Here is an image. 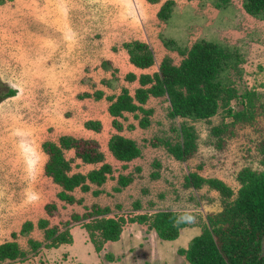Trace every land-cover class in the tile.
Returning <instances> with one entry per match:
<instances>
[{
	"label": "rangeland",
	"instance_id": "374dc122",
	"mask_svg": "<svg viewBox=\"0 0 264 264\" xmlns=\"http://www.w3.org/2000/svg\"><path fill=\"white\" fill-rule=\"evenodd\" d=\"M167 1L0 0V82L5 92L16 91L0 100V244L14 241L31 252L29 240L41 243L38 253L12 264H190L181 251L223 206L208 186L188 187L187 176L196 172L217 178L237 192L236 177L243 168L264 170V20L247 14L244 0H173L165 21L157 14ZM203 38L247 51L244 74L234 80L240 93L259 94L254 122L233 125L225 109L207 122L188 121L199 136L198 148L189 159L176 160L163 138L175 141L172 129L184 121L168 116L165 98L152 97L145 106L154 109L148 127L141 128L132 113L119 118L121 134L134 139L142 155L128 163L117 160L108 148L118 132L106 96L119 95L123 87L133 95L140 85L126 81V75H153L166 58L179 65L178 49ZM132 42L149 46L153 66L134 68L125 47ZM100 90L104 97L98 101L94 93ZM233 104L236 111L242 109L239 102ZM88 121L100 122L101 130L86 127ZM214 126L223 127L220 134L212 133ZM65 136L96 142L114 170L102 186L92 185L88 192L77 188L73 195L81 203L60 201V187L44 170V143ZM65 157L73 161L72 174L101 166L84 164L73 150L65 151ZM120 174L133 175V181L118 190ZM52 203L57 210L51 216L46 205ZM97 208H109L107 218L127 221L119 240L103 243L101 250L85 228L94 219L88 214ZM164 211L195 219L185 223L177 240L166 241L150 226L155 214ZM143 215L150 218L145 223L130 221ZM41 219L49 221V228L69 229L72 243L47 248L38 228ZM26 222L34 225L28 236L20 233Z\"/></svg>",
	"mask_w": 264,
	"mask_h": 264
},
{
	"label": "trees",
	"instance_id": "16d2710c",
	"mask_svg": "<svg viewBox=\"0 0 264 264\" xmlns=\"http://www.w3.org/2000/svg\"><path fill=\"white\" fill-rule=\"evenodd\" d=\"M173 6V0L165 2L157 14L158 18L168 21ZM216 7L222 9L218 3ZM243 8L250 16L264 20V0H244ZM125 47L130 62L135 67L148 69L154 65V56L145 43H127ZM178 52L183 58L179 65L166 58L162 61L159 71L153 75H126V81H137L140 85L133 95L128 88L123 87L119 95L106 96L110 102L108 112L113 118L112 125L118 132L110 137L108 148L117 160L128 163L142 155V149L137 142L121 134L124 127L119 118L125 119V113H132L139 120L141 128L148 127L154 109L145 106L152 97L165 98L169 103L168 116L172 120L184 121L179 128L172 129L175 141L163 138L167 151L176 160L189 159L198 148L199 136L196 128L189 125L188 121H210L220 109L226 110V116L232 118L233 125L251 124L256 119L259 94L255 90L240 93L234 80V77L239 79L244 74L242 67L247 62V51L243 47L203 38L189 48L178 49ZM103 83L112 85V81L104 80ZM2 89L3 84L0 82V100L16 95L15 90L9 89L5 92ZM103 97L104 92L101 90L94 93L95 100L99 101ZM234 101L241 104V110H235ZM85 125L95 131L101 130V123L98 121H88ZM128 128L133 129L134 126L130 125ZM222 129V126H214L212 133L218 135ZM43 148L48 155L45 174L60 187L57 194L60 201L68 204L81 203V200H77L73 195L77 188L88 192L92 185L102 186L109 177H113V167L105 162V156L96 142L65 136L61 137L58 143L45 142ZM71 150L75 151V157L84 164L101 166L87 174H72L73 161L65 157V151ZM186 180L188 187L193 189L206 185L209 189L217 191L223 206L220 213L208 216L202 233L190 241L186 250L181 251L188 262L264 264V170L243 168L236 177L240 185L237 192L220 179L205 178L196 172L187 176ZM132 181L133 175L120 174L117 178V189L126 187ZM56 210V203L46 205L49 215H54ZM108 211L109 208H97L88 214V217L94 219L86 224L85 228L97 250H101L105 242L118 241L123 232V225L127 222L124 218H107ZM176 218L177 214L174 212H160L155 214L150 226L161 239L175 241L179 237L180 229L186 226L185 223L175 226ZM74 219L79 220V217L74 216ZM149 219L143 215L131 218L130 221L145 223ZM49 226L46 219L38 222V228L44 231L47 248H58L62 244L72 243L69 229L60 230L57 226ZM33 227L32 222H26L21 229V235L28 236ZM29 245L31 252L23 250L14 241L0 244V264L26 260L31 254L38 253L41 243L29 240Z\"/></svg>",
	"mask_w": 264,
	"mask_h": 264
},
{
	"label": "clouds",
	"instance_id": "9594fccd",
	"mask_svg": "<svg viewBox=\"0 0 264 264\" xmlns=\"http://www.w3.org/2000/svg\"><path fill=\"white\" fill-rule=\"evenodd\" d=\"M194 219H195L194 217L188 215L179 216L175 219L174 225L179 226L184 223H191L194 222Z\"/></svg>",
	"mask_w": 264,
	"mask_h": 264
},
{
	"label": "crops",
	"instance_id": "0c3cea01",
	"mask_svg": "<svg viewBox=\"0 0 264 264\" xmlns=\"http://www.w3.org/2000/svg\"><path fill=\"white\" fill-rule=\"evenodd\" d=\"M135 69H139V68H137V67H134ZM139 70H143V69H139ZM146 70V69H145Z\"/></svg>",
	"mask_w": 264,
	"mask_h": 264
}]
</instances>
